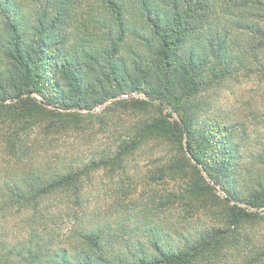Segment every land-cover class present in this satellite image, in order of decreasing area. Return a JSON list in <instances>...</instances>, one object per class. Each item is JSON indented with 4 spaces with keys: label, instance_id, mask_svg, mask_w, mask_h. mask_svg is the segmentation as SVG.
Returning a JSON list of instances; mask_svg holds the SVG:
<instances>
[{
    "label": "trees",
    "instance_id": "16d2710c",
    "mask_svg": "<svg viewBox=\"0 0 264 264\" xmlns=\"http://www.w3.org/2000/svg\"><path fill=\"white\" fill-rule=\"evenodd\" d=\"M253 72L264 74V0H0V111L9 109L8 102L19 112L18 106L27 107L17 119L24 125L51 111L54 123L47 132L65 135L75 122L71 114L92 112L93 105L118 98L112 84L124 74L137 79L132 88L143 83L151 100L164 99L183 121L157 116L141 121L128 128L115 149L95 155L83 168L59 159L42 169L27 163L8 181L0 177V264H191L207 245L206 237L190 246L188 229L173 232L172 223L157 214L166 207L164 200L156 205L153 200L140 205L135 198L117 200L99 210L83 195L86 177L104 167L112 173L114 167L123 169L124 159L155 134L173 137L188 159L201 162L194 147L201 128L194 122L196 111L206 113L208 106L197 97L227 78ZM48 86L69 95L63 90L57 100L50 98ZM120 103L125 102L115 100L110 108ZM127 105L146 110L152 104ZM203 133L205 143L219 147L213 132ZM218 151L203 164L216 185L234 169L232 160L239 153L232 145ZM186 162L177 159L173 166ZM256 182L248 192L225 186L230 202L264 208V183ZM211 192L202 178L194 194L203 199ZM63 194L76 219L66 236L56 233L57 215L45 206L51 196ZM15 208L22 231L10 239L1 222ZM228 216L234 224L255 218L237 206L228 209ZM174 236L183 244L178 246Z\"/></svg>",
    "mask_w": 264,
    "mask_h": 264
},
{
    "label": "rangeland",
    "instance_id": "374dc122",
    "mask_svg": "<svg viewBox=\"0 0 264 264\" xmlns=\"http://www.w3.org/2000/svg\"><path fill=\"white\" fill-rule=\"evenodd\" d=\"M125 63V68L130 69V63ZM123 67L120 64V70ZM46 69L48 77L52 78L50 62ZM132 79L137 81L135 77L124 78L122 74L117 79L119 83L112 84V89L116 88L119 93L118 98L93 105L92 112L84 109L78 115L71 114L69 119L75 122L65 135L47 132L48 125L54 123L53 112L46 111L45 115L42 112L24 125L17 119L27 107L18 106L19 112L14 103L8 102L9 109L0 111V177L8 181L11 175L23 171L27 163L42 169L59 159L83 168L95 155L115 149L128 128L156 116L167 117L171 121L177 119L183 124L179 113L167 101L151 100L146 95L144 90L147 87L143 83H139V89L132 88ZM63 90L69 95L66 89L53 86L46 87L45 94L57 100ZM35 97L43 101L39 95ZM198 98L204 99L208 106L206 113L196 111L194 122L196 129L201 128L194 147L200 150L202 163L188 159L182 148L174 144L173 137L167 140L155 134L146 137L140 148L124 159L123 169L114 167V173L105 167L91 171L86 177L83 195L91 199L94 206L100 205L97 206L99 210L104 202L110 205L117 200L135 198L138 205L152 200L156 205L160 199L164 200L167 205L157 214L162 220L167 219V224L172 223L173 232L188 229L186 238L190 246L196 244L197 237H206L207 245L195 254L191 264H264V256L261 255L264 252V208L230 202L225 189V186L232 185L248 192L247 186L255 189L256 181L264 183V74H236L221 85L203 91ZM115 100H124L125 103L110 108ZM134 101L151 102L152 105L146 110L127 105ZM204 130L213 132L218 148L205 143ZM226 145L238 147L239 153L232 160L234 169L227 172L222 184L216 185L203 164L212 162L211 155ZM186 148L185 143V152ZM177 159L189 161L173 166ZM202 178L213 187V192L203 199L194 194L199 190ZM57 196H51L45 206L57 215L52 226L56 227V233L66 236V231L76 224V219L72 217L67 195ZM63 199L65 202L60 201ZM233 206L255 215V218L234 224L228 216V209ZM10 212L2 220L1 229L12 239L22 231V219L19 218V209ZM140 228H143L142 222ZM173 240L179 246L184 239L181 242L174 236ZM185 246L188 247L187 244ZM148 249L153 251L150 247Z\"/></svg>",
    "mask_w": 264,
    "mask_h": 264
}]
</instances>
